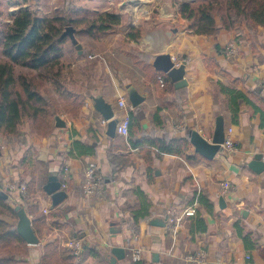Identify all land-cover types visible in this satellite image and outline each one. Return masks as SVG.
<instances>
[{"label":"crops","instance_id":"0c3cea01","mask_svg":"<svg viewBox=\"0 0 264 264\" xmlns=\"http://www.w3.org/2000/svg\"><path fill=\"white\" fill-rule=\"evenodd\" d=\"M33 1L38 17L49 16L41 12L40 0ZM179 1L66 3L73 10L67 16L77 21L112 11L121 16V22L109 30L96 29L102 32L100 36L84 42L77 27L85 26L82 32L90 35L96 30L90 31L84 22L69 24L77 29L76 37L83 45L81 54L72 44L73 57V49L65 48L66 58L71 57L75 92L85 98L77 117L61 116L67 125L45 138L28 134L27 125L24 139H0V190L18 205L24 197L20 187L26 185L25 206L34 228L39 229L40 242L30 245V264H41L50 242L57 243L64 255L70 251L67 242L71 239L83 244V264H186L187 255L201 248L207 251V264H264V170L257 172L251 166L257 154L264 160V27L240 22L214 36L193 34ZM87 6L96 13L85 15L83 11L91 10ZM133 28L141 29L137 40L129 37ZM230 46L236 48L234 55L229 53ZM88 51H92L90 59L85 56ZM165 53L177 62H187V85L177 86L155 67L157 56ZM160 76L165 78L164 86ZM131 86L145 97L137 107L129 99ZM233 89L250 99L240 100L236 120L231 107ZM97 95L113 104L119 123L131 120L133 111L140 127L161 139L167 133L180 140L191 130H199L211 141L217 117L223 115L226 134L237 149L228 152L222 147L214 158H207L194 145L186 154L164 153L162 157L147 139L142 148L133 147L129 132L117 130L115 136L108 135L109 122L94 107L92 97ZM122 99L124 105H120ZM76 141L97 144L96 154H78ZM142 149L147 150L151 164ZM90 167L105 180L94 195L85 192ZM67 168L68 196L52 207V197L44 187L52 172H59L61 180ZM223 181L232 185L225 194ZM169 209H177L174 221L168 219ZM188 209L195 213L187 214ZM136 212L140 213L138 222ZM156 218L165 225H154ZM114 247L125 248L126 257L113 262ZM133 248L142 249L141 261L133 259ZM154 252L160 255L158 261Z\"/></svg>","mask_w":264,"mask_h":264},{"label":"trees","instance_id":"16d2710c","mask_svg":"<svg viewBox=\"0 0 264 264\" xmlns=\"http://www.w3.org/2000/svg\"><path fill=\"white\" fill-rule=\"evenodd\" d=\"M28 2L22 0L18 11L10 14L12 22L8 29L0 32V139L9 141L24 139L23 127L27 125L31 136L48 137L58 128L55 123L57 115H79L85 98L75 92V81L65 56L66 44L71 40L69 36H63L67 25L84 22L90 31H105L121 22V16L112 11L81 21L59 13L38 17L31 3L24 6ZM179 6L183 17L190 22L188 29L197 35L214 36L221 29L234 28L240 22H246L253 28L264 27V0H180ZM129 37L139 39L141 29L133 28ZM207 63H212V59L207 58ZM231 93V107L236 120L240 100L250 99L238 89ZM134 115L132 111L129 120V141L133 147L142 148L143 141L147 139L150 148L157 149L160 157L164 153L186 154L191 149L190 133L180 140L167 133L162 139L157 138L155 133H146ZM139 133L141 138L136 139ZM75 145L78 154L95 155L97 152L95 143L86 145L76 141ZM142 151L151 164L147 150ZM6 194L0 190V264H30V244L17 229L19 216L16 205ZM22 202L28 205V194ZM138 215L140 213L136 212V222ZM57 225L60 226L59 223ZM35 231L38 233V226ZM81 254L77 255L70 249L63 255L58 251L57 243L50 242L45 246L41 264H83Z\"/></svg>","mask_w":264,"mask_h":264},{"label":"water","instance_id":"95a60500","mask_svg":"<svg viewBox=\"0 0 264 264\" xmlns=\"http://www.w3.org/2000/svg\"><path fill=\"white\" fill-rule=\"evenodd\" d=\"M129 2L133 0H128ZM76 28L73 25H68L64 30L63 36H69L73 44L78 49L79 53H83V45L76 37ZM186 64L184 61L180 65H176V61L170 54H160L157 56L154 65L158 70L167 73L177 86H183L188 84L186 78ZM95 109L100 112L104 118L109 122L107 133L109 136H115L118 128V119L115 118L114 106L112 103L105 100L102 95L92 97ZM129 99L134 107L139 106L145 99V97L139 93L135 86L129 88ZM67 123L64 119L57 115L56 126L65 127ZM191 142L195 146L197 152L201 153L207 158H214L222 149V144L225 142L226 126L223 115H219L216 120V128L213 133V137L208 140L199 130L190 131ZM2 153V147L0 146V155ZM251 166L257 172L264 170V160L262 154H257L252 161ZM45 191L52 197V207H56L62 201H64L68 193L62 188V182L60 180L59 172H52L49 175V179L45 185ZM8 197V194L5 195ZM19 220L17 223V229L22 237L30 244L36 245L40 242V238L37 235L33 226V220L28 214L26 206L23 204L16 205ZM154 225H165V222L160 218L153 220ZM112 261L115 262L118 259H124L126 257V249L123 247H114L112 250ZM155 261L160 259L158 252L153 253Z\"/></svg>","mask_w":264,"mask_h":264},{"label":"built area","instance_id":"2783aa9c","mask_svg":"<svg viewBox=\"0 0 264 264\" xmlns=\"http://www.w3.org/2000/svg\"><path fill=\"white\" fill-rule=\"evenodd\" d=\"M236 52V48L233 46L229 47V53L231 55H234ZM92 57V56H91ZM176 65H180L182 62H177L176 59ZM160 82L162 86L165 85V78L164 76L159 77ZM125 100L122 99L120 100V105H124ZM118 132L121 134H128L129 132V120L125 119L122 123H119ZM230 133V130H229ZM222 147L226 149L228 152L234 151L237 149V146L235 145L234 141L232 140L230 134H226L225 136V142L222 144ZM69 169H65L64 174L62 176L61 182H62V188L65 189L67 187V180L69 178ZM104 185L103 177L96 173V171L90 167L87 170V181L85 185V192L88 195H94L100 192L102 189V186ZM14 189H16L15 186H13ZM232 188V185L229 182H221V190L222 193L225 194L229 192ZM20 191L23 193L25 196L27 193V187L26 185H23L20 187ZM195 209H188L187 214H194ZM175 215H177V209H169L167 211V216L169 221H174ZM177 227V225H175ZM176 230V229H174ZM67 246L75 253V254H80L83 251V244L79 239H71L69 242H67ZM132 257L136 261H141L143 259V251L141 248H133L132 250ZM249 258L250 255H247ZM208 262V254L207 251L204 248H201L199 250L190 252L187 257H186V264H207Z\"/></svg>","mask_w":264,"mask_h":264},{"label":"rangeland","instance_id":"374dc122","mask_svg":"<svg viewBox=\"0 0 264 264\" xmlns=\"http://www.w3.org/2000/svg\"><path fill=\"white\" fill-rule=\"evenodd\" d=\"M21 1L22 0H0V32H3L4 30L8 29L9 24L12 22V20L10 19V13L11 12L15 13L16 11H18V9L21 6V5H19V2H21ZM29 1H30L29 4L31 3L33 8L38 6L36 1H33V0H29ZM40 1L41 2H39V6L40 7L42 6V9H44L41 12L45 13L46 15H52V14L60 13V14L69 16V15L73 14L72 13L73 10H71L70 8H67L65 6L66 3H71L70 5H72L73 0H70V2H69V0H47V2H46V0H40ZM51 2H52V6H51ZM78 5L79 6L83 5V3L80 2V3H78ZM87 8H90L91 10L90 11H83V13L85 15H91L92 16L93 13H96V12H93L94 8L88 7V6H87ZM37 14H38V12H37ZM84 14H82L81 16H84ZM77 28L81 29L79 34H80V39L83 42L86 41L90 37L96 38V36H98V35L100 36V33H102V32H98V30H96L93 33V35H90L91 33L88 31L82 32V29L85 28V26H78ZM1 35H2V33H1ZM94 40H97V39H94ZM72 44H73L72 41H70V44H69V42L66 44L67 47H70L71 49H73L71 51L72 52L71 57H73V54H75V52H76L75 46ZM90 52H92V51H88L87 54H85L87 59H90V54H91ZM1 53H2V45H0V55H1ZM71 57L68 56L67 61ZM18 70L20 72V68H18Z\"/></svg>","mask_w":264,"mask_h":264}]
</instances>
